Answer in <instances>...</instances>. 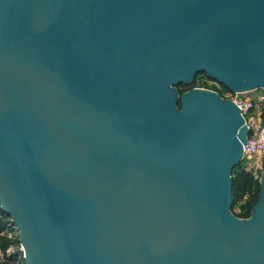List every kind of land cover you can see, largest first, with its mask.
Listing matches in <instances>:
<instances>
[{
    "label": "water",
    "instance_id": "obj_1",
    "mask_svg": "<svg viewBox=\"0 0 264 264\" xmlns=\"http://www.w3.org/2000/svg\"><path fill=\"white\" fill-rule=\"evenodd\" d=\"M264 91V0H0V209L26 264H264V169L233 213ZM181 104V108H179Z\"/></svg>",
    "mask_w": 264,
    "mask_h": 264
},
{
    "label": "trees",
    "instance_id": "obj_2",
    "mask_svg": "<svg viewBox=\"0 0 264 264\" xmlns=\"http://www.w3.org/2000/svg\"><path fill=\"white\" fill-rule=\"evenodd\" d=\"M195 84L191 85L188 90L181 89L184 94L187 91L194 89ZM227 91V90H226ZM181 108V104L179 106ZM261 191V180H255L253 173L245 171L240 166L233 171V195L235 208L244 195L249 196V200L241 204L240 214L237 217L248 219L251 217L254 206L259 201ZM21 244L17 231L11 224V219L0 209V264H26L24 253L20 250Z\"/></svg>",
    "mask_w": 264,
    "mask_h": 264
},
{
    "label": "built area",
    "instance_id": "obj_3",
    "mask_svg": "<svg viewBox=\"0 0 264 264\" xmlns=\"http://www.w3.org/2000/svg\"><path fill=\"white\" fill-rule=\"evenodd\" d=\"M215 92V91H214ZM219 93L223 98L231 100L241 110L246 126L250 131L247 146L244 147V160L264 162V91L256 90L249 93ZM252 95H249L251 94ZM259 166L247 164L245 171L253 173L255 180H261L256 171Z\"/></svg>",
    "mask_w": 264,
    "mask_h": 264
},
{
    "label": "rangeland",
    "instance_id": "obj_4",
    "mask_svg": "<svg viewBox=\"0 0 264 264\" xmlns=\"http://www.w3.org/2000/svg\"><path fill=\"white\" fill-rule=\"evenodd\" d=\"M196 86L195 88H199V89H206V90H210V91H219L221 92L222 94H225L226 93V89L223 88L220 84H218L217 82L211 80L208 78V76L206 74H200L197 76L196 80H195V85ZM190 88V86H181L179 89V91L181 89H184V90H188ZM249 95H252L249 94ZM247 164H250V165H256V166H259V167H256V168H259L256 173L257 175L261 178L262 177V173H263V169H264V162L262 164H259L258 163V160L256 159H253V160H245L242 164H241V167L242 168H246L247 167ZM249 200V196L248 195H244V197L240 200L239 204L233 208V213L235 215H238L240 214V205L243 204L244 202H247ZM17 236H18V232H17ZM22 251V247L20 249ZM23 252V251H22Z\"/></svg>",
    "mask_w": 264,
    "mask_h": 264
}]
</instances>
